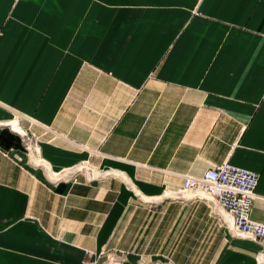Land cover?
Wrapping results in <instances>:
<instances>
[{"label": "crops", "instance_id": "1", "mask_svg": "<svg viewBox=\"0 0 264 264\" xmlns=\"http://www.w3.org/2000/svg\"><path fill=\"white\" fill-rule=\"evenodd\" d=\"M16 128L0 264H258L261 245L180 187L256 173L264 224V0H0V133Z\"/></svg>", "mask_w": 264, "mask_h": 264}, {"label": "built area", "instance_id": "2", "mask_svg": "<svg viewBox=\"0 0 264 264\" xmlns=\"http://www.w3.org/2000/svg\"><path fill=\"white\" fill-rule=\"evenodd\" d=\"M82 173L87 181L93 179L91 171L77 168L57 174L59 181L76 183V174ZM258 175L251 171L222 164L218 167L207 169L199 177L184 176L181 179V193H189L194 197H208L225 213L231 232L234 236L246 239L261 245V250L256 255L258 264H264V224L250 219V208L254 199V189ZM124 255H105L103 264H124ZM83 264H94L84 262ZM152 264H162L155 262Z\"/></svg>", "mask_w": 264, "mask_h": 264}, {"label": "rangeland", "instance_id": "3", "mask_svg": "<svg viewBox=\"0 0 264 264\" xmlns=\"http://www.w3.org/2000/svg\"><path fill=\"white\" fill-rule=\"evenodd\" d=\"M9 127H7V129H8ZM6 129V130H7ZM7 131H9V129L7 130ZM6 143H5V145H4V143H3V145H4V150H6V148H9V146L12 144V143H14V142H16L17 141V147L19 146V149H21L25 154L27 153V150H26V135H25V133L23 132V135H21V134H19L18 136H16V138H14V140H12V138L11 137H7L6 138ZM4 142H5V139H4ZM16 145V144H15ZM14 146V145H13ZM7 153H8V151H1V154H2V156L3 157H5V158H7L8 156H7ZM85 169L86 170H90L91 171V169L90 168H88V167H85ZM95 173H97L96 171H94V170H92L91 171V176L93 177V178H96V175H95ZM99 176H100V174H99ZM97 178H98V175H97Z\"/></svg>", "mask_w": 264, "mask_h": 264}, {"label": "trees", "instance_id": "4", "mask_svg": "<svg viewBox=\"0 0 264 264\" xmlns=\"http://www.w3.org/2000/svg\"><path fill=\"white\" fill-rule=\"evenodd\" d=\"M10 137V135L5 132V130L1 131L0 133V146L4 143V139H6L7 137Z\"/></svg>", "mask_w": 264, "mask_h": 264}, {"label": "bare ground", "instance_id": "5", "mask_svg": "<svg viewBox=\"0 0 264 264\" xmlns=\"http://www.w3.org/2000/svg\"><path fill=\"white\" fill-rule=\"evenodd\" d=\"M13 131H14V128H13ZM16 131H17L19 134L23 135L22 130H20L19 128H16Z\"/></svg>", "mask_w": 264, "mask_h": 264}]
</instances>
